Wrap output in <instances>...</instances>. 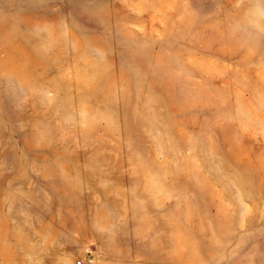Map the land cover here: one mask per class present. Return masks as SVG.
<instances>
[{"label": "rangeland", "instance_id": "rangeland-1", "mask_svg": "<svg viewBox=\"0 0 264 264\" xmlns=\"http://www.w3.org/2000/svg\"><path fill=\"white\" fill-rule=\"evenodd\" d=\"M233 0H0V264H264V46Z\"/></svg>", "mask_w": 264, "mask_h": 264}, {"label": "clouds", "instance_id": "clouds-1", "mask_svg": "<svg viewBox=\"0 0 264 264\" xmlns=\"http://www.w3.org/2000/svg\"><path fill=\"white\" fill-rule=\"evenodd\" d=\"M232 6L240 15L231 20L229 34L249 51L264 46V0H233Z\"/></svg>", "mask_w": 264, "mask_h": 264}]
</instances>
